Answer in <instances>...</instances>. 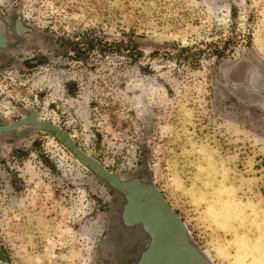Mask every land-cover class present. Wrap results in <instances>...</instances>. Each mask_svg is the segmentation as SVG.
Masks as SVG:
<instances>
[{"label": "rangeland", "instance_id": "1", "mask_svg": "<svg viewBox=\"0 0 264 264\" xmlns=\"http://www.w3.org/2000/svg\"><path fill=\"white\" fill-rule=\"evenodd\" d=\"M14 19L31 31L6 40L0 123L35 111L147 172L212 264H264V0H0ZM115 205L48 135L0 136L1 263L122 264Z\"/></svg>", "mask_w": 264, "mask_h": 264}, {"label": "water", "instance_id": "2", "mask_svg": "<svg viewBox=\"0 0 264 264\" xmlns=\"http://www.w3.org/2000/svg\"><path fill=\"white\" fill-rule=\"evenodd\" d=\"M30 31L18 19L9 25L0 20V61L2 53L10 48L6 41L8 36L18 42ZM82 42L86 41L74 44ZM26 132L51 137L115 196L116 205L103 244L110 252L117 250L122 254V264H212L191 241L184 224L154 187L147 172L140 170L121 176L107 171L83 152L65 130L38 119L33 110L26 111L23 117L12 122L0 123V136L17 137Z\"/></svg>", "mask_w": 264, "mask_h": 264}, {"label": "trees", "instance_id": "3", "mask_svg": "<svg viewBox=\"0 0 264 264\" xmlns=\"http://www.w3.org/2000/svg\"><path fill=\"white\" fill-rule=\"evenodd\" d=\"M87 44H89V46H90V47H92V45H91V43H90V42H89V43H87Z\"/></svg>", "mask_w": 264, "mask_h": 264}]
</instances>
